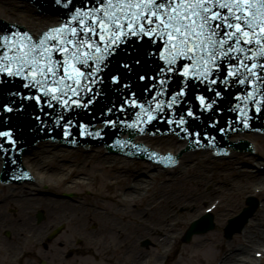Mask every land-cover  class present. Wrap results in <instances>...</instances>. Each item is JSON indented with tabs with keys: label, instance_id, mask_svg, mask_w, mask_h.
I'll return each instance as SVG.
<instances>
[{
	"label": "snow or ice",
	"instance_id": "6c2138e0",
	"mask_svg": "<svg viewBox=\"0 0 264 264\" xmlns=\"http://www.w3.org/2000/svg\"><path fill=\"white\" fill-rule=\"evenodd\" d=\"M54 3L71 13L64 24L36 38L26 31L0 36V48L6 49L0 55V85L5 78H18L30 94L9 90V95L21 104L34 102L41 113L45 108L88 109L115 92L120 106L109 101L105 115L135 108L138 120L143 114L151 122L158 119L153 112L179 108L189 93L202 112H214L233 86L255 82L259 87L244 99L259 105L255 111L264 110V99H255L257 93L264 97V0H80V7L75 0ZM133 74L140 83L151 82L144 89L154 93L148 107L137 102ZM165 96L170 97L167 102L161 99ZM237 109L238 122L249 127L244 110ZM2 110L23 112L24 107L10 101ZM186 117L200 119L189 104L178 120L165 122L188 132ZM35 119L43 123L41 116ZM59 119L72 126L62 114ZM119 122L108 120L112 126ZM0 139L16 143L11 131H0Z\"/></svg>",
	"mask_w": 264,
	"mask_h": 264
},
{
	"label": "rangeland",
	"instance_id": "374dc122",
	"mask_svg": "<svg viewBox=\"0 0 264 264\" xmlns=\"http://www.w3.org/2000/svg\"><path fill=\"white\" fill-rule=\"evenodd\" d=\"M35 14H33L34 16ZM0 16L4 20L14 21V22H24L23 24L28 21L25 19L21 20L18 18L23 17V13L17 11H13L12 13H3L0 11ZM37 20V19H36ZM40 20V19H39ZM46 20L41 19V25L44 24ZM25 25V26H27ZM30 26H27V28ZM257 147L259 148L258 156L255 155H241L238 156L239 158L233 159H215L210 157L205 160L203 155H194L191 156L190 159H193L192 162H196L198 159V164L192 168L189 167L187 163L182 162L176 169L172 172L165 173L162 171H158L154 174L149 173V166L142 162H131L129 161L123 162L119 159L114 163V168L111 166L104 167V160L101 156L102 150L99 153H95L96 155H90V153H83L81 151L75 150H68L65 149L62 151V158L58 159V164H65L69 168L75 170V172L68 177L66 181H61L56 183L52 178L51 180H45V184L48 185V190L50 191V195L52 194H60V193H68L72 194L74 197L72 200H67L69 204H74L79 207L82 211L81 217L82 221L78 222L76 219H71L69 214H65L60 218L49 217L45 214V209L43 208V220L38 223L37 222V212L40 210V207L34 208V213H32L31 218L32 222L31 225H39L41 228L40 234L46 232V227L52 224L56 226L59 223H65L66 228L63 229L56 237H54L50 242H48L45 247L43 242L37 241L36 243H32L29 247L28 258L23 261L22 264H38V261L44 260L49 264H61L63 263V257H66L67 260L66 264H130L134 259L133 254H130L132 246L134 244L135 248H138L143 254L137 255V258L134 262L140 261L143 257L149 256L150 260L154 263H157L158 257L160 256L159 246L152 247V240L154 239L150 234H144V231L141 229L145 226L137 221L136 216L140 215L141 219L145 220L148 225L152 222H156L159 218L158 215L151 218L149 220V216L146 218L145 214L139 213L135 214V211H140L142 208V202L139 200L138 202H133L132 206L126 207L124 202L118 197L119 193L127 192L130 185V181L132 179V175L136 172L138 174L147 173V176H143L142 178L147 181L146 185H149V193L148 196L153 195L156 191H160L159 185L164 184L165 188H168L170 191H174L177 187H181L183 189H194L198 185L197 182L205 183V180H201L197 174H200L204 171V166H209L214 169L215 167H226L231 160V163L238 164L242 170L247 172L256 170L257 168L264 167V139L261 137H254L252 138ZM168 145H161L158 146L155 144V147L164 150V148ZM61 152V151H60ZM206 156V155H205ZM86 157L89 159H86ZM65 158L63 161L60 159ZM205 160L204 162H202ZM61 161V162H60ZM65 161V162H64ZM113 160H107L106 162L110 164ZM27 165L35 172V164L32 162H26ZM57 161L55 163H47L50 166H47L52 173L58 172V176L64 173L65 169L59 170L57 165ZM119 164V165H118ZM190 164V163H189ZM233 165V164H232ZM231 165V166H232ZM219 169H214L217 171ZM77 173L83 174L84 178L86 179L85 182H80V179L77 181L75 180ZM178 176L182 178L179 179ZM154 177L157 181L154 183L152 180ZM168 177V182L165 184L163 181ZM141 178V177H140ZM234 179V178H233ZM254 185L251 189V192L244 195V197L239 201V205L233 210L231 218L239 210L242 209L246 196L249 197H256L257 192H254ZM34 185H24L23 187H2L0 186V201L6 200L7 196H15V195H22L23 192L21 190L29 189L30 192L36 191L34 190ZM200 187V185L198 186ZM210 184L204 185L205 190H210ZM128 196V192L126 194ZM135 196H137L135 194ZM156 196V195H154ZM215 196L207 198L206 201H197L198 208H207L210 206L211 202L213 201ZM37 200L41 203H45L47 199L55 198L54 196H47L42 197L37 195ZM138 199V197H136ZM257 198V199H256ZM255 199L259 203V198L256 197ZM15 198L9 199L4 204H1L0 209L1 213L4 214L5 221L7 220L8 224L2 226L0 224V264H11V258L14 254L18 253L19 248L22 246L23 238L28 234L29 230L22 232L19 235V242L16 243L14 248L8 244V241L12 239V229L11 227L18 221L20 215V206L15 203ZM62 200V199H61ZM46 204V203H45ZM197 207V206H196ZM128 208L131 209L129 212ZM197 209V208H196ZM42 210V209H41ZM195 209H193L194 211ZM177 211L182 214L185 212V208H178ZM219 211H215L213 213V221L215 223L214 233L218 234V238H223L227 241H230L233 237L238 234L233 235L232 237L225 238L224 236V228L227 224V221L220 222ZM45 212V213H44ZM192 213V209L189 210ZM103 219H107V222L103 221ZM116 220L118 223L127 225L130 223V227L134 226H141L140 232L137 233L133 238H123L119 237L118 234L115 233H108L105 232L103 234H97L98 231L102 230L104 224H108V221ZM156 224H158L156 222ZM42 225V226H41ZM2 226V227H1ZM188 221L185 224L181 225L180 230L178 231V241L177 245H175L173 252L168 258L167 264H209L206 256V250L202 253L199 251L197 254H194L193 245L195 237L203 236L201 235H194L188 242H184L182 239L184 237L185 231L188 229ZM107 227V226H106ZM105 227V228H106ZM38 229V226H37ZM155 230V229H153ZM157 230V229H156ZM211 232V231H210ZM207 232L206 234L210 233ZM9 233V237L6 234ZM140 235V236H139ZM36 236V232H35ZM148 240L150 244L148 247H142V242ZM109 245L115 248V254H109L110 248ZM213 246L215 244L213 243ZM130 248V249H129ZM258 249H253L251 251L250 257L255 260V252ZM79 251L81 254H76ZM83 251L85 254H83ZM129 253V254H127ZM214 256H210L209 259H213ZM101 258V259H100ZM98 259H100L98 261ZM202 259L204 263L202 262ZM111 260V261H110ZM261 264H264V257L260 260Z\"/></svg>",
	"mask_w": 264,
	"mask_h": 264
},
{
	"label": "bare ground",
	"instance_id": "6f19581e",
	"mask_svg": "<svg viewBox=\"0 0 264 264\" xmlns=\"http://www.w3.org/2000/svg\"><path fill=\"white\" fill-rule=\"evenodd\" d=\"M0 11H2L3 13H12L13 11H17V13H23V20L25 19L29 24L27 25L26 22L25 25L30 26V28L28 27V30L31 31L34 35H37L47 25L53 26L59 23V21L56 19L50 21L49 19H43L47 21H45L44 24L40 26L42 17L37 16L36 14L33 16L34 8L24 1L0 0ZM0 18H2V16H0ZM23 23L24 22L22 21L19 24ZM249 136L250 135L245 133H238L232 135L230 137V140L234 141L239 138L251 140ZM261 138L264 139V137ZM138 140L143 141L142 139ZM154 141L157 142V145L160 144L159 146L168 145L164 148V151L169 150L172 153L177 152L178 149L183 148L185 145L184 143H182L180 146H177L174 142H172V139H155ZM101 147V145L92 147L88 153H90V155H96L95 153H99V151H101ZM154 149L158 151L161 150L158 147H155ZM64 150L65 149H63V147H60L57 144L45 142L38 144L35 149L28 151L25 157H23L22 160L24 164H27L25 162H28V164L29 162L35 164L34 167L36 171H33L34 173L32 174L34 175L38 185H44V181L51 180V176H55L54 178H52V180H54L56 183L66 181L68 179V176L75 172V170L69 168L65 164L57 165L59 162L58 159L62 158V151ZM102 153H104L103 149ZM196 154L203 155L205 157V160H208L207 157L209 158L207 152L199 151L188 154L182 153L181 161L187 163L189 167L192 168L198 164L199 159L196 162H192L194 158L190 159V157ZM235 157L239 158L238 156H236V154L231 153L229 159H233ZM64 159L65 158L60 160L63 161ZM86 159H89V157H86ZM111 159L113 161L108 164L106 161H109ZM119 159L122 162L123 160L124 162H129V160L125 158L122 160V158L118 156H107L106 154H104V167H113V162ZM205 160H203L202 162H204ZM55 161H57L56 165L59 170L65 169L64 173L61 174L63 176H58V172L52 173L47 167L50 166L49 164L55 163ZM231 162L232 161L230 160L229 164H227L226 167H215V170L219 169L217 171H214L212 167L204 166V171L200 174H197V176H199L201 180H205L206 182H197L198 185H196L197 187L194 189H183L181 187H177L174 191H170L168 188H165L164 184H162L159 185L160 191H156L153 195H150V197L148 196L150 186L146 185L147 181H145L141 177V174L135 173L131 176L132 179L129 182L131 186L126 189V191L129 190L127 191L128 196L126 195L127 192H123L119 194L118 197L124 202V205L126 207H131L133 202L135 203L141 200L142 208L140 211H135V214H139L142 212V214H145L146 218L149 216V220L155 217V215L159 216V218L156 220L158 224H156V222H152L149 225L145 220L140 218V215L136 216L137 221L141 222L145 226V228H141L144 231V234H150L154 238L152 240V247L159 246L160 256L158 257L157 263L153 262V264H162L161 259H164V257L168 256L170 248L173 244V240H175L178 236L177 232L180 230L181 225L185 224V222L187 221L194 220L195 218L205 215V212H203L201 208H198V200L203 202L206 201L207 198L215 196L214 200L218 201L217 205L218 209H220L218 218L220 219V222L226 221L227 218L231 216L233 210L239 205L238 202L241 201L245 194L251 192V189L254 185H256V188H259V193L257 196L260 199V204L254 212V215L248 220L246 226L242 229V232L233 237L230 241H227L223 238H218L217 232L215 234V231L213 229L208 234L195 237L194 242L191 245H193L194 254H197L199 251L203 253L204 250H206V258L209 261V264L261 263L260 261H256L250 258V254L253 249H260L264 251V174H262L259 170V172L256 170L247 172L245 170H242L238 164L234 165V163ZM169 172H171V170H167L166 174ZM75 177L76 181L80 179V182H85L86 180L81 173H77V176ZM178 177L179 179L182 178L181 176ZM163 182L167 184L168 177ZM207 183L211 186L210 190L204 189V185H206ZM199 185L200 187H198ZM33 188H35V185ZM135 194L137 196H135ZM21 197L23 198H17L15 200V203L20 206V215L18 221H16V223H14V225L11 227L13 236L12 239L8 241V244L12 246L11 248H14L16 246V243L18 244L19 235L22 232L28 229H33L30 226V223L32 222L31 215L35 210L34 208H38L41 205H44V209L46 212L45 214L48 216V218H60L67 213L70 215V217H72L71 219H76L78 222L82 221L81 209L74 204H69L67 200H56L50 198L47 199L45 204L38 201L36 198L37 196L34 197L32 196V194L29 195L28 191H24L23 196ZM136 197H138V199ZM8 198H11V196H9ZM1 208L2 207H0V209ZM178 208H185V212L180 214L177 211ZM191 209L192 213L189 212V210ZM193 209L195 210L193 211ZM128 210L129 212L131 211L130 208H128ZM5 218L6 217L4 216V214L0 211V224L2 226L8 224L7 220L5 221ZM103 221L107 222V219H103ZM129 224L130 223H128L127 225H120V223H118V221L116 220L108 221V224L105 223L102 227V230L98 231L97 234L108 232L118 234V236L122 237V239L133 238L135 235H137V233L140 232L141 226L136 225L134 227H130ZM41 228L42 227H39L36 231L40 232ZM40 237L43 241L44 236L42 235ZM213 243L215 244V246H213ZM132 253H134L132 258L134 260L130 264H147L145 258L138 262H134L137 258V255L143 254L142 251L134 247V244L132 246L130 254ZM78 254L81 253L78 252ZM83 254H85L84 251ZM210 256H214L212 260L209 259ZM202 262L204 263L203 259Z\"/></svg>",
	"mask_w": 264,
	"mask_h": 264
},
{
	"label": "water",
	"instance_id": "95a60500",
	"mask_svg": "<svg viewBox=\"0 0 264 264\" xmlns=\"http://www.w3.org/2000/svg\"><path fill=\"white\" fill-rule=\"evenodd\" d=\"M215 113H217V114H215ZM215 113H210V114H208V115H206V116H209V118H211L214 122L218 121L217 124L222 123V122H223L222 117H221L220 115H218V112H215ZM237 140H247V139H245V138H239V139H237ZM230 141H231V140H230ZM234 141H235V140H234ZM181 151H182V148L178 149V151L175 152V153H178V152H181ZM175 153H174V154H175ZM162 154H164V153H162ZM209 225H212L211 221H209Z\"/></svg>",
	"mask_w": 264,
	"mask_h": 264
},
{
	"label": "flooded vegetation",
	"instance_id": "af4514ba",
	"mask_svg": "<svg viewBox=\"0 0 264 264\" xmlns=\"http://www.w3.org/2000/svg\"><path fill=\"white\" fill-rule=\"evenodd\" d=\"M23 242V241H22ZM19 251V250H18ZM77 254V253H76ZM111 254H115V253H111ZM15 255V254H14ZM28 258V254L27 255H25L24 257H23V260L21 261V260H19L18 262H16V263H12V264H22L23 263V261L25 260V259H27ZM64 259H66V257H63V263H61V264H66L65 262L67 261V260H64ZM101 259V258H100ZM100 259H98V261L100 260ZM41 261L42 260H40V261H38V264H41ZM111 261V260H110Z\"/></svg>",
	"mask_w": 264,
	"mask_h": 264
}]
</instances>
